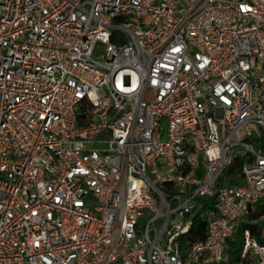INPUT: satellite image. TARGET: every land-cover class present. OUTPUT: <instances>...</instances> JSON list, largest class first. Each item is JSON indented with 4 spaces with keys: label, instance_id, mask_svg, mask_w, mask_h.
<instances>
[{
    "label": "built area",
    "instance_id": "2783aa9c",
    "mask_svg": "<svg viewBox=\"0 0 264 264\" xmlns=\"http://www.w3.org/2000/svg\"><path fill=\"white\" fill-rule=\"evenodd\" d=\"M262 208L264 0H0V264H264Z\"/></svg>",
    "mask_w": 264,
    "mask_h": 264
},
{
    "label": "trees",
    "instance_id": "16d2710c",
    "mask_svg": "<svg viewBox=\"0 0 264 264\" xmlns=\"http://www.w3.org/2000/svg\"><path fill=\"white\" fill-rule=\"evenodd\" d=\"M244 157L235 158L232 163L229 165L228 170L226 172L227 181L226 184L231 185H239L242 183L241 176V168L244 163ZM229 179V180H228ZM203 211H200L192 218V226L189 234L187 235V239L189 243H193L196 241H202L205 238V224L202 219ZM264 211V208L260 212ZM260 214V213H258ZM236 243L230 244L229 248L226 250V253L229 255V264H240L238 260L239 249H235ZM248 264V263H241Z\"/></svg>",
    "mask_w": 264,
    "mask_h": 264
},
{
    "label": "rangeland",
    "instance_id": "374dc122",
    "mask_svg": "<svg viewBox=\"0 0 264 264\" xmlns=\"http://www.w3.org/2000/svg\"><path fill=\"white\" fill-rule=\"evenodd\" d=\"M165 137L163 136V138L162 139H164ZM229 180V179H228ZM241 185V184H240ZM227 186H229L228 184H227ZM232 186V185H231ZM142 221H145V219L144 220H142ZM234 239L236 240V245H235V249H239L240 248V245H241V242H240V238H239V236H237V235H235L234 236Z\"/></svg>",
    "mask_w": 264,
    "mask_h": 264
}]
</instances>
